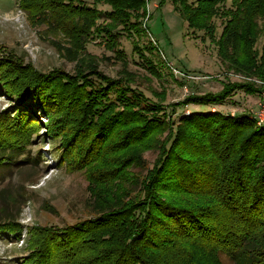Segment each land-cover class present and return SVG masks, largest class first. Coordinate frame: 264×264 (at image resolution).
<instances>
[{"label": "trees", "instance_id": "obj_1", "mask_svg": "<svg viewBox=\"0 0 264 264\" xmlns=\"http://www.w3.org/2000/svg\"><path fill=\"white\" fill-rule=\"evenodd\" d=\"M22 1L24 11L39 19L41 13L57 10L63 16L66 12L76 16L83 3L89 5L86 0ZM90 1L94 7L87 6V11L93 13L94 23L108 20L120 25L117 32H109L114 41H119L121 33L130 38L133 31L144 35L141 24L153 0ZM162 1L171 2L189 32L203 33L202 41L207 39L217 46L228 68L264 81V42L261 50L257 47L264 38V0ZM104 6L108 9L101 10ZM150 43L143 49L134 42L133 51L142 62L147 60L153 76L161 77L153 63V59L157 61L156 47ZM114 46L120 50L117 42L112 44L116 51ZM12 57L7 62L0 59V93L15 97L21 107L0 119V166L18 163L15 157L25 155L31 146L23 122L33 123L29 115L36 108L48 117L90 109L64 141V150L85 134L94 136L97 128L104 135L121 131V125L127 132L119 147L141 149L152 145L148 141L156 132L166 131L169 114L172 121L175 119L177 109L167 114L166 98H159V94L158 100L152 101L132 85L108 83L100 77L97 81L78 77L74 82L69 75L43 74L31 64H23L21 58ZM229 83L221 93L187 96L177 107L195 104L211 108L225 103L237 90L251 94L262 91L250 82ZM143 102L150 110L142 109ZM183 123L188 124V130L172 126V134L151 169L137 156L118 160L120 165L113 163L109 184L116 178L118 182L107 189L114 203L94 205L95 218L50 234L33 252L34 264H225L222 257L231 264H264V126L257 127L249 115L232 118L210 110L193 112ZM65 128L61 127L63 132ZM100 138L96 146H88V157L99 155L104 139L100 142ZM130 167L147 170V174L126 173ZM122 180L131 183L123 194ZM91 193L97 199L93 190ZM98 198L108 202L103 194ZM26 200L22 191H0V230L15 231L17 218L12 211L16 207L22 210ZM86 248L91 251L89 256L84 255Z\"/></svg>", "mask_w": 264, "mask_h": 264}, {"label": "rangeland", "instance_id": "obj_2", "mask_svg": "<svg viewBox=\"0 0 264 264\" xmlns=\"http://www.w3.org/2000/svg\"><path fill=\"white\" fill-rule=\"evenodd\" d=\"M86 1L89 5L83 3V9L76 16L69 12L63 16L57 10L41 13L39 19L24 11L22 0H0V59L7 62L12 56L19 57L23 64H31L38 72L58 77L69 75L74 82L78 77L94 81L100 77L108 83L118 81L126 86L132 85L152 101H157L159 94V98H166L164 107L167 114L177 109L175 119L172 121L169 114L166 131L156 132L148 141L152 145L146 144L141 149L127 145L119 147L118 143L127 132V129L122 130L121 125L122 132L111 131L104 135L99 134L97 128L95 140L94 136L85 134L69 143V148L64 150V141L71 137V131H75L90 109L82 108V112L76 114L68 111L64 116L57 114L50 117L44 115L41 109H34L36 112L29 115L33 123L29 125V122H23L31 146L27 147L25 155L15 157L18 163L8 165L5 162L6 165L0 166V191L5 188L13 193L22 191L27 198L22 210L14 206L16 209L12 211L17 218L15 231L9 233L0 230V264H34L31 258L33 252L47 242L50 234L95 218L94 205L114 203L107 189L118 182L116 178L109 184L113 163L137 156L145 168L151 169L172 134V126L188 130V124L180 123L193 112L210 110L213 114L220 112L232 118L249 115V119L256 121L257 127L264 126V81L228 68L219 56L217 46L210 40L202 41L203 33L194 35L192 31L189 32L184 18L171 2L153 0L148 3V16L141 24L144 35L138 36L133 31L130 38V35L121 33L120 37L118 34L119 41H114V34L109 36V32H117L120 25L108 20L94 23L93 13L87 11V6L92 8L94 5L90 0ZM102 8L108 9L107 6ZM92 26L94 29H91ZM101 28L106 29L101 31ZM116 42L120 50L114 46V51L112 44ZM134 42L143 49L150 46V42L156 47L154 58L157 61L153 59V63L161 77H157V74L153 76L152 70L146 67L147 60L142 62L133 51ZM263 42L264 38L257 46L260 50ZM143 51L147 58L150 57L149 52ZM226 82H230V85L250 82L262 91L251 94L240 89L225 103L213 104L211 108L195 104H189L186 108L177 107L187 96L221 93ZM145 104L142 103V109L150 110V106ZM20 107L15 97L8 98L0 93V119ZM11 116L13 118V114ZM77 118L79 122L75 123ZM55 121L58 125L54 124ZM30 126L33 129H29ZM62 126L66 127L65 132ZM120 132L122 135H119ZM98 137H101L100 142L104 138L99 155L88 157L85 151L89 145L96 146ZM132 172L147 174V170L141 168L130 167L126 170V173ZM129 184L123 182L121 194L131 188ZM92 190L97 194V199L92 196ZM99 194L107 196L108 202H101ZM0 211H3L1 203ZM90 254L91 251L87 252L86 248L84 255ZM222 260L225 264H231L225 257Z\"/></svg>", "mask_w": 264, "mask_h": 264}]
</instances>
